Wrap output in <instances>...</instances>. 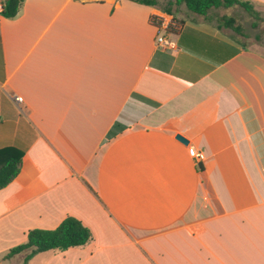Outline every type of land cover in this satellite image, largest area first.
Masks as SVG:
<instances>
[{
  "label": "crops",
  "instance_id": "0c3cea01",
  "mask_svg": "<svg viewBox=\"0 0 264 264\" xmlns=\"http://www.w3.org/2000/svg\"><path fill=\"white\" fill-rule=\"evenodd\" d=\"M155 2L0 9V149L22 153L0 189V264L66 216L93 239L27 264H264V49ZM161 13L180 20L173 47Z\"/></svg>",
  "mask_w": 264,
  "mask_h": 264
},
{
  "label": "trees",
  "instance_id": "16d2710c",
  "mask_svg": "<svg viewBox=\"0 0 264 264\" xmlns=\"http://www.w3.org/2000/svg\"><path fill=\"white\" fill-rule=\"evenodd\" d=\"M23 0H4L1 8L2 16L14 17ZM139 3L154 5L155 0H134ZM169 4H184L186 9L192 13L205 15L211 8L238 6L250 16L256 17L258 12L253 5L246 0H174ZM169 12V11H168ZM222 26L239 32L240 26L234 24L232 17L224 18ZM12 147L0 149V189L6 186L19 172L21 163V152H13ZM93 239L92 233L80 220L73 216H66L55 228L41 229L33 228L28 230L24 242L9 249L3 259L13 255L26 252L22 264L36 253L53 250L63 251L70 247H80Z\"/></svg>",
  "mask_w": 264,
  "mask_h": 264
},
{
  "label": "rangeland",
  "instance_id": "374dc122",
  "mask_svg": "<svg viewBox=\"0 0 264 264\" xmlns=\"http://www.w3.org/2000/svg\"><path fill=\"white\" fill-rule=\"evenodd\" d=\"M159 1L162 4L167 5L169 1L173 2L174 0ZM170 5L171 8L174 7L173 10H177V8L182 6V10H184L186 13H189V10L186 9L184 4ZM256 11L258 12V14L256 17H253L247 14L242 8L234 5L227 8H211L207 12V17L210 19V21H213L214 23L219 24L220 26H222L224 18L232 17L234 19V24L240 26L239 32H235L231 28L228 29L230 33H232L233 37L236 38L244 46H256L264 49V11Z\"/></svg>",
  "mask_w": 264,
  "mask_h": 264
},
{
  "label": "built area",
  "instance_id": "2783aa9c",
  "mask_svg": "<svg viewBox=\"0 0 264 264\" xmlns=\"http://www.w3.org/2000/svg\"><path fill=\"white\" fill-rule=\"evenodd\" d=\"M2 8V3L0 2V9ZM151 22L157 27L158 35L156 37V42L159 45L165 47H173L174 43L166 38V34L176 32L180 29V23L170 14H153L151 16ZM15 101L19 102L21 99L15 96ZM189 154L193 157L195 161H201L203 159V154L201 151L190 147L188 149Z\"/></svg>",
  "mask_w": 264,
  "mask_h": 264
},
{
  "label": "water",
  "instance_id": "95a60500",
  "mask_svg": "<svg viewBox=\"0 0 264 264\" xmlns=\"http://www.w3.org/2000/svg\"><path fill=\"white\" fill-rule=\"evenodd\" d=\"M176 138L179 139V140L182 141V142H185V143H186V141H187L183 136H181V135H179V134L176 135Z\"/></svg>",
  "mask_w": 264,
  "mask_h": 264
}]
</instances>
